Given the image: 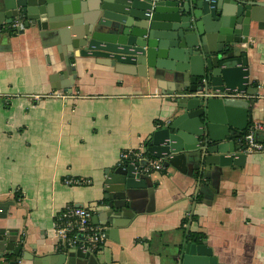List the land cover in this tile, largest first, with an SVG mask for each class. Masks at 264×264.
Wrapping results in <instances>:
<instances>
[{"label":"crops","instance_id":"crops-1","mask_svg":"<svg viewBox=\"0 0 264 264\" xmlns=\"http://www.w3.org/2000/svg\"><path fill=\"white\" fill-rule=\"evenodd\" d=\"M74 3L79 10L71 15L91 13L90 0H58L62 8ZM2 35L0 206L7 207L0 211V235L22 245L17 264L53 263L63 243L54 218L65 205L88 206L91 223L102 227L104 240L90 251L97 264H174L188 229L204 235L193 243L204 242L217 264H264V152L239 148L246 154L242 162L208 176L189 175L160 158L164 168L147 174L151 200L134 201L132 214L113 217L102 197L105 171L121 161V150L145 146L176 114L168 98L172 72L155 67L145 76L121 74L85 62L73 85L55 89L49 75L62 66L49 59L55 49L50 40L42 45L33 31ZM239 46L252 93L245 133L264 119V29L251 21L247 42ZM242 136L236 142L241 147Z\"/></svg>","mask_w":264,"mask_h":264},{"label":"water","instance_id":"water-1","mask_svg":"<svg viewBox=\"0 0 264 264\" xmlns=\"http://www.w3.org/2000/svg\"><path fill=\"white\" fill-rule=\"evenodd\" d=\"M90 1L91 13L82 18L71 15L79 10L75 3L62 8L58 0H0V43L2 33L26 31L35 32L42 45L50 40L55 49L49 59L62 66L49 75L55 89L73 85L85 62L121 74L145 76L155 67L170 71L175 83L168 98L177 112L147 137L146 151L189 175L208 176L216 167L242 162L246 154L237 151L242 147L236 142L250 119L252 93L239 45L247 42L251 21L264 29V2ZM14 20L17 25L12 26ZM206 90L226 93L188 94ZM240 114L246 117L238 118ZM148 173L128 161L105 171L102 197L111 216L131 213L134 201L151 200ZM21 246L0 235V257L10 253L8 264L18 263ZM61 249L52 255V264H97L85 247L63 241ZM172 258L174 264H217L204 242H183Z\"/></svg>","mask_w":264,"mask_h":264},{"label":"built area","instance_id":"built-area-1","mask_svg":"<svg viewBox=\"0 0 264 264\" xmlns=\"http://www.w3.org/2000/svg\"><path fill=\"white\" fill-rule=\"evenodd\" d=\"M11 25H17V21L14 20ZM198 93L215 96L223 95L226 92L206 90L188 94L192 95ZM52 94L62 98L70 96V94L65 91H55ZM242 146L244 152H264V119L254 121L249 125L242 136ZM120 159L121 161H128L136 164L142 172L164 168L160 158L146 154L145 146L121 150ZM71 181L72 180H67V182ZM75 182H79V180ZM187 216L185 218L189 217ZM54 233L57 237L65 241L67 245L82 246L89 251H94L104 240L102 227L95 226L91 223V209L88 206L65 205L62 207L54 218Z\"/></svg>","mask_w":264,"mask_h":264},{"label":"trees","instance_id":"trees-1","mask_svg":"<svg viewBox=\"0 0 264 264\" xmlns=\"http://www.w3.org/2000/svg\"><path fill=\"white\" fill-rule=\"evenodd\" d=\"M146 154L153 156L152 154L148 153L147 151H146ZM200 198H201V195H198L197 199H200ZM192 218H193V215H192ZM203 236H204L203 234H201L199 232L192 231L190 229H188L187 231H184V241L185 242L189 241V242L200 243L202 241Z\"/></svg>","mask_w":264,"mask_h":264}]
</instances>
